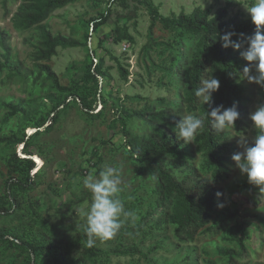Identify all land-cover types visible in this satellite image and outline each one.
I'll use <instances>...</instances> for the list:
<instances>
[{
    "label": "rangeland",
    "instance_id": "1",
    "mask_svg": "<svg viewBox=\"0 0 264 264\" xmlns=\"http://www.w3.org/2000/svg\"><path fill=\"white\" fill-rule=\"evenodd\" d=\"M142 1L151 2L164 17L180 12L188 14L200 7L210 9L212 13L225 8L227 17L237 15L244 20L250 19L244 7L251 0H74L55 10L44 22L47 30L52 35L70 37L82 47L57 48L55 56L45 64L56 75L59 85L73 87L74 92L81 95L90 91L87 97L93 101L90 114L96 115L100 109L102 115L91 120L77 103L70 101L57 113V121L49 133L40 130L41 133L35 134V125L46 121L52 108L45 103V96L55 91L43 75L35 78L37 69L31 55L38 43L37 30L13 29L10 17H6L4 11L13 13L18 0H0V31L7 34L10 48L5 62L0 48V138L31 135L27 137V150L36 163L29 174L35 183L34 189L22 192L14 187L11 190L18 207L9 215L0 213V229L10 230L23 240L46 245L76 240L85 234V213L91 202V193L84 188L82 179L88 173L98 174L107 163L120 168L123 190L119 197L125 208L136 215L135 220L121 217L122 227L128 228L129 232L118 233L109 239L97 238L93 250L78 243L62 251L63 260L48 251L34 257V264H228L227 251H239L236 243L228 238V230L240 224L247 254L236 258L237 261L264 264V187L250 185L231 161L234 152L242 151L237 146L241 134L250 146L256 130L249 116L264 104V88L248 83L247 79L237 83L238 77L235 78L246 119L244 132L239 134L231 128L224 131L222 141L229 145L224 156L226 177L216 182L212 170L203 166V157L195 142L184 143V161L197 169L200 178L208 179L212 186L223 192L222 200L209 214L208 224L191 242L178 240L175 227L161 214H155L152 221L135 231L140 219L155 207L153 182L147 164L127 154L117 120L121 116L119 112L112 114V109L121 107L132 112L145 107L173 108L181 95L173 73L174 65L178 63L179 38L156 23L150 31L153 43L149 44V17ZM101 15L106 16V20L91 31V23L97 22ZM182 40L186 41L180 38V42ZM246 63L240 57L235 64L236 71ZM97 64L108 78L104 82L98 79L95 85L86 76ZM14 66L32 74L11 76L8 68ZM248 66L254 73L255 66ZM119 67L127 72L125 80L119 77ZM208 69L214 75L213 68ZM93 90L98 94L95 97ZM101 98L103 105H99ZM29 102L36 107L30 122L20 113L8 115L7 105L23 103L26 108ZM125 121L130 134L145 136L148 133L142 121ZM20 149V145L15 147L14 153L21 158L24 156ZM9 153L11 149L0 144V208L6 210L11 208L6 192L10 176ZM174 173L180 176L178 171ZM21 175L16 172L11 176L20 180ZM230 215L232 218L222 227L216 226L221 218ZM26 262L27 255L19 248L0 244V264Z\"/></svg>",
    "mask_w": 264,
    "mask_h": 264
},
{
    "label": "trees",
    "instance_id": "2",
    "mask_svg": "<svg viewBox=\"0 0 264 264\" xmlns=\"http://www.w3.org/2000/svg\"><path fill=\"white\" fill-rule=\"evenodd\" d=\"M72 1L74 0H18L13 13L7 10L4 11L5 16L10 17L9 21L13 29L27 31L35 28L37 30L38 43L31 55L37 69L35 78L43 75L46 81L51 82L52 89L55 91L54 94L45 96V103L51 105L52 108L48 112L46 121L35 125L34 128L37 129L35 134L49 133L53 124L57 121V113L70 101L77 103L91 120H97L102 115L99 112L100 109L96 112V115L90 114L93 102L87 99L90 96V91L81 95L76 94L73 87L59 85L56 75L45 64L55 56L57 48L75 49L82 47L78 41L70 37L59 34L52 35L44 25L52 12L65 7ZM142 4L145 6L149 17V44L153 43L150 31L156 23L163 30L171 31L179 38L178 63L174 65L173 73L178 80L181 95L179 102L173 108L164 107L156 110L153 107H145L132 112L121 107H113L112 109V114L120 113L121 117H118L117 120L120 124V130H122L127 154L147 164L153 182L152 193L155 197V207L140 219L135 231L141 230L144 224L152 221L155 214H161L165 221L175 227V236L178 240L191 242L199 230L208 224L209 214L222 200L223 192L221 189L212 186L208 179L200 178L197 169L184 161L185 142L177 137L175 126L186 114H193L203 119L204 128L198 132L193 141L203 157V166L212 170L214 180L219 182L222 177H226L224 156L229 150V145L222 142L225 138V132L218 133L211 128L206 114L209 106L202 104L200 98L195 96V90L199 86L201 78L207 74L205 70L212 67L215 78L220 80L219 90L212 97L213 106L223 105L227 108L236 104L240 118L236 121L234 130L239 134L244 132L243 122L246 119V110L239 102L240 88L235 83V64L241 57L240 52L233 51L231 48H222L216 34L233 31L237 34L233 36L234 40L242 39L239 34H243V37L251 36L255 28L250 19L244 20L237 15L227 17L225 8L217 9L212 13L210 9L196 7L188 14L180 12L177 15L164 17L158 13L157 8L151 2L142 1ZM209 16H214V20ZM105 20L106 16L101 15L97 22L93 21L91 31L98 26L97 24ZM124 36L126 40L132 42L128 35ZM180 38H185L186 41L182 40L180 42ZM0 48L5 62L9 57L10 48L8 36L3 31H0ZM8 69L11 71V76H23L24 71L22 72L19 66L9 67ZM118 70L119 77L125 80L127 72L121 67ZM24 74L31 75L32 73L26 71ZM86 77L97 85L98 79L104 82L108 75L97 64L91 72L88 71ZM92 93L94 97L98 95L96 90H93ZM103 104L104 101L101 98L99 105ZM22 105L23 103L7 105L9 108L8 115L20 113L22 118L30 122L31 117L35 116L36 107L33 102L27 103L26 108ZM125 119L142 121L148 128V133L145 136L130 134L126 130ZM40 130L42 131L39 132ZM30 136L11 135L0 138V144L3 143L11 149L7 159L10 176L6 183V192L10 198L9 205L11 208L9 210L0 208L2 214L9 215L14 208L18 207V203L11 193L14 187L22 192L31 191L35 187L34 181L29 176L36 167L35 162L31 159L30 152L27 150L29 146V138L27 137ZM19 145L24 156L21 158L14 153V148ZM174 171H178L180 176L175 175ZM16 172L22 174L20 180H14V177L11 176ZM230 218H232L231 215L221 218L216 226L222 227ZM241 230L242 224L228 230V238H231L239 248V251H227L228 264H242L236 258L247 254L241 238ZM124 232H129V229L121 227L116 235ZM18 241H20L19 244L14 243H18ZM78 243H82L87 249L93 250V247L87 245L86 234L73 241L53 242L46 245L45 243L23 240L10 230L0 229V244L19 248L27 255L26 264H34V257L48 251L56 254L59 260H63L62 251L68 250Z\"/></svg>",
    "mask_w": 264,
    "mask_h": 264
},
{
    "label": "clouds",
    "instance_id": "3",
    "mask_svg": "<svg viewBox=\"0 0 264 264\" xmlns=\"http://www.w3.org/2000/svg\"><path fill=\"white\" fill-rule=\"evenodd\" d=\"M244 9L255 28L254 33L248 37L239 34L242 39L235 40L233 36L237 34L233 31L217 33L216 37L222 48H231L233 51L240 52L241 58L247 62L242 69L235 72L238 77L237 83L247 79L248 83L264 88V0H251V3L247 4ZM209 17L214 20V16ZM242 48L243 51H241ZM248 65L255 66L254 73ZM205 72L207 74L201 78L195 90V96L200 98L203 105L209 106L206 114L211 128L218 133L229 128L235 129L236 121L240 118L237 105L233 104L227 108L223 105L213 106L212 97L219 90L220 80L211 74V69ZM249 119L256 130V135L250 146L243 134L239 136L237 146L242 151L234 152L231 161L239 173L247 178L250 185L262 188L264 187V104L257 107L250 114ZM175 128L179 139L185 143L192 142L198 132L204 128V120L188 114L178 121ZM82 183L84 188L91 193V202L85 213L84 225L89 247L94 245L97 238L109 239L116 235L123 225L121 217L136 219L135 212L127 210L119 197L123 189L120 168L117 166L106 163L98 174H86Z\"/></svg>",
    "mask_w": 264,
    "mask_h": 264
}]
</instances>
